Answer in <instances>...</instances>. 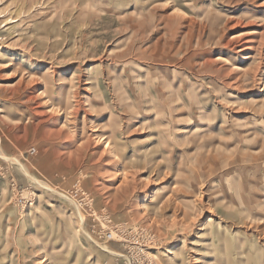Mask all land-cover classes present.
<instances>
[{"label": "rangeland", "instance_id": "obj_1", "mask_svg": "<svg viewBox=\"0 0 264 264\" xmlns=\"http://www.w3.org/2000/svg\"><path fill=\"white\" fill-rule=\"evenodd\" d=\"M0 264H264V0H0Z\"/></svg>", "mask_w": 264, "mask_h": 264}, {"label": "built area", "instance_id": "obj_2", "mask_svg": "<svg viewBox=\"0 0 264 264\" xmlns=\"http://www.w3.org/2000/svg\"><path fill=\"white\" fill-rule=\"evenodd\" d=\"M33 151H34V149L31 148V152H33ZM77 187H79V186H78V183H77ZM78 190H79V193H80L81 195H83V197H86V196H85V193H84L83 191H80V189L77 188V191H78ZM81 195H80V196H81ZM107 236L110 237V234L108 233Z\"/></svg>", "mask_w": 264, "mask_h": 264}, {"label": "bare ground", "instance_id": "obj_3", "mask_svg": "<svg viewBox=\"0 0 264 264\" xmlns=\"http://www.w3.org/2000/svg\"><path fill=\"white\" fill-rule=\"evenodd\" d=\"M172 252H170V254H171Z\"/></svg>", "mask_w": 264, "mask_h": 264}]
</instances>
